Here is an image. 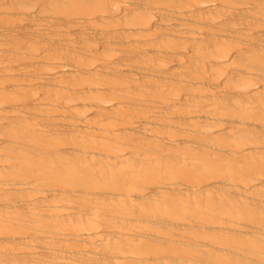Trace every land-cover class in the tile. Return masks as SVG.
Segmentation results:
<instances>
[{
	"label": "bare ground",
	"instance_id": "obj_1",
	"mask_svg": "<svg viewBox=\"0 0 264 264\" xmlns=\"http://www.w3.org/2000/svg\"><path fill=\"white\" fill-rule=\"evenodd\" d=\"M0 264H264V0H0Z\"/></svg>",
	"mask_w": 264,
	"mask_h": 264
}]
</instances>
